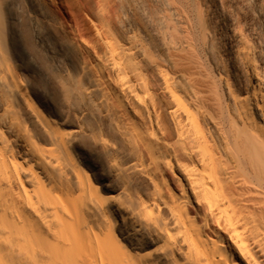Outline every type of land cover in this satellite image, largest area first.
Returning a JSON list of instances; mask_svg holds the SVG:
<instances>
[{"label":"bare ground","instance_id":"obj_1","mask_svg":"<svg viewBox=\"0 0 264 264\" xmlns=\"http://www.w3.org/2000/svg\"><path fill=\"white\" fill-rule=\"evenodd\" d=\"M0 264H264V0H0Z\"/></svg>","mask_w":264,"mask_h":264},{"label":"rangeland","instance_id":"obj_2","mask_svg":"<svg viewBox=\"0 0 264 264\" xmlns=\"http://www.w3.org/2000/svg\"><path fill=\"white\" fill-rule=\"evenodd\" d=\"M52 5L54 6V9L56 11H60L61 10V6L62 5H70L71 3V0H50ZM89 16H82V20L84 21V23L86 24H90V20H89ZM30 54V55H34V53L31 51V49H28L27 50V54ZM33 53V54H32ZM32 57V56H31ZM32 59L38 61V59H36L35 57H32ZM46 78V77H45Z\"/></svg>","mask_w":264,"mask_h":264}]
</instances>
